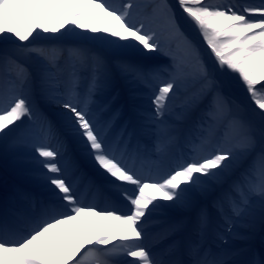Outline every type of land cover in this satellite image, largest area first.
Returning <instances> with one entry per match:
<instances>
[{
    "label": "snow or ice",
    "instance_id": "snow-or-ice-1",
    "mask_svg": "<svg viewBox=\"0 0 264 264\" xmlns=\"http://www.w3.org/2000/svg\"><path fill=\"white\" fill-rule=\"evenodd\" d=\"M76 28L94 35L34 42ZM115 79L126 119L105 95ZM146 132L156 159L130 147ZM0 143L29 185L0 198V264H264V249L208 246L197 199L215 193L223 244L257 201L264 217V0H0ZM150 223L182 238L157 250Z\"/></svg>",
    "mask_w": 264,
    "mask_h": 264
},
{
    "label": "rangeland",
    "instance_id": "rangeland-1",
    "mask_svg": "<svg viewBox=\"0 0 264 264\" xmlns=\"http://www.w3.org/2000/svg\"><path fill=\"white\" fill-rule=\"evenodd\" d=\"M77 33H80L79 36H72L71 34L64 35L61 37L60 33H37V38L34 41L38 45H59L64 42L72 41V40H78L82 43H87L86 37L92 36L88 33H81L75 30ZM190 34H192L190 32ZM205 58L208 59L207 54L205 53ZM164 62H167L166 59L162 58ZM237 92L240 93L239 90ZM126 93V94H125ZM105 95L109 98L115 97V100L113 102V108L116 109L115 105L119 104L121 101L124 102V99L126 96H128L125 87L123 85V82L119 79H115L113 81V87L109 89ZM126 95V96H125ZM136 103L142 105L145 109H148L149 103L146 98L138 100ZM123 110V105L121 107ZM150 140L154 138V135L149 132L148 137ZM247 164L250 163V159L246 161ZM23 166L19 163L18 157L12 153V152H6L3 148L2 143H0V188L3 189V195L5 193V190H11V188L15 185L12 181V178L18 180V182L25 181L23 175H21V168ZM8 176V177H7Z\"/></svg>",
    "mask_w": 264,
    "mask_h": 264
},
{
    "label": "bare ground",
    "instance_id": "bare-ground-1",
    "mask_svg": "<svg viewBox=\"0 0 264 264\" xmlns=\"http://www.w3.org/2000/svg\"><path fill=\"white\" fill-rule=\"evenodd\" d=\"M91 11H93L92 9L89 10V12L91 13ZM59 22V18L55 19L53 21V24L55 23H58ZM85 23L88 22V19L86 18L84 20ZM22 23V26H23V22ZM103 24H104V19L102 18L100 21L97 22V27H103ZM75 30H77L78 32H81V33H88V34H91L90 32H87V31H82L78 28H76ZM94 35V34H93ZM183 134H186L183 133ZM182 134V135H183ZM155 151V150H154ZM170 154L172 155V152H170ZM174 156V155H173ZM154 158L156 159L157 156H156V152H155V155H154ZM247 164V162L245 161V164L244 166ZM90 166V165H89ZM23 184L27 187H29L28 185V182L25 180V182H23ZM91 197H89L90 199ZM197 199L198 201L200 202L201 199H204L203 197H199L197 196ZM182 213L183 211L182 210H174V211H171L169 213V215L167 217H164L162 215H156L153 217V221H165V220H170L173 216H175L176 214L178 213ZM95 219V223H90L91 220ZM262 219L264 220V217H262V214L260 212V207H259V203L258 201L256 202L255 204V211L253 212L252 215L250 216H247V217H244L243 219H241L238 224L236 225L237 227V232H234L233 235H235V233H237V236H231L230 238L227 239V242L226 244L222 245V246H225V247H230L231 249L233 250H237L239 249V243H241L243 240L242 239H245L246 237L249 239H253L254 235L256 232H258V224L260 221H262ZM81 223V226L83 228H85L86 230L87 229H91L92 231L94 232H99V230L106 224L108 223V221H105V220H102L100 218H91V217H85L83 218V220L80 222ZM162 224L164 223H150L149 224V231L150 232H153L157 227L161 226ZM216 224L215 221H212L211 220V225H210V229H214V225ZM241 232V233H240ZM249 233H250V236H249ZM214 234H212L213 236ZM173 235H170L169 237H171ZM252 237V238H250ZM167 239V238H166ZM165 239V240H166ZM164 241V240H163ZM242 249V247L240 248ZM62 255V253H61ZM239 259H241L240 257H238Z\"/></svg>",
    "mask_w": 264,
    "mask_h": 264
}]
</instances>
